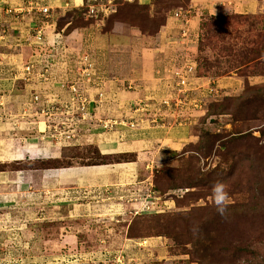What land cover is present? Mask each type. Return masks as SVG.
I'll list each match as a JSON object with an SVG mask.
<instances>
[{
  "label": "rangeland",
  "instance_id": "rangeland-1",
  "mask_svg": "<svg viewBox=\"0 0 264 264\" xmlns=\"http://www.w3.org/2000/svg\"><path fill=\"white\" fill-rule=\"evenodd\" d=\"M27 1L45 22L50 19L44 0ZM89 4L93 0L74 12L80 19L69 29L98 23L111 33L117 21L138 29L130 50L113 53L130 75L138 67L139 47L149 37L158 43L162 29L178 19L179 27L166 37L175 55L156 67L154 88L141 85L144 97L130 106L143 101L139 116L169 128L188 125L195 140L178 149L115 155V164L134 163L133 182L125 185L91 180L79 185L73 178L66 184L47 182L46 172L10 177L1 170L11 164L8 155L1 156L2 148L12 144L8 138L34 137L44 117L31 100V112L27 106L23 111L4 106L13 80L16 87L27 79L19 75L18 62L1 53L0 264H264V14H212L194 0H115L116 12L99 20L86 14ZM43 8L50 12L44 14ZM37 29L30 34L40 53ZM83 53L91 59L90 51ZM179 74L187 78L191 107H183L189 106L185 98L184 105L177 103ZM132 83L127 90L139 91ZM63 150L56 161H27L13 168L62 169L71 161L87 169L112 158L93 144ZM217 182L227 185L230 197L223 216L214 203Z\"/></svg>",
  "mask_w": 264,
  "mask_h": 264
},
{
  "label": "crops",
  "instance_id": "crops-1",
  "mask_svg": "<svg viewBox=\"0 0 264 264\" xmlns=\"http://www.w3.org/2000/svg\"><path fill=\"white\" fill-rule=\"evenodd\" d=\"M86 1H42L45 7L51 9L50 21L45 22L44 15L27 0H0V36L5 39V41L0 42V54L5 55L9 61L16 60L18 62L15 63L16 68L18 71L20 70L19 75L23 78L26 63L39 61L40 53L37 52L39 50L37 47H33L31 29L43 24L45 25L46 40L53 45L51 49L55 62L52 73L57 81L56 85H52L36 80L25 81L20 79L16 84L17 86L14 87V79L11 84L12 95L6 99L5 107L13 111H23V108L27 106L29 111L30 103L28 104V102L30 100L32 102V96L36 91H41L44 96L47 94L67 96L68 93L62 89V85H65L66 82H76L80 77V71L83 67V63L81 64L80 61L84 55V50L90 51L92 55L94 75L103 78L109 96L114 100L117 99L116 103L110 102L105 105L101 116L125 115L130 118L128 109L133 103L132 101L144 97L143 95L148 88H154L156 67L171 60L175 55L166 37L170 32L177 30L179 27L176 28L179 23L178 19L172 18L170 23L162 29L158 37V43H155L149 37L145 44L139 47L138 67L136 69L132 68L136 73L130 75L128 71L123 72V69L119 67L117 60L113 58V53L115 51L130 50L127 48L133 46L138 29L122 21L114 23L111 33L104 31L103 26L98 23H86L69 29L75 23V20L80 19V16L73 15L74 12H80L79 10L85 6ZM194 1L204 5V9L209 10L212 14H264V0ZM144 2H148V0H144ZM199 10L201 11V9ZM9 35L12 36L9 37ZM128 81H134L136 82V88L141 89L142 85L146 90L129 91L126 88ZM232 82L230 79L229 83L232 84ZM151 111L154 112V109H151ZM132 116H136V113H133ZM41 127L43 128L44 124ZM37 132L29 140L8 138L9 141H12L10 147L2 148V151L0 149L1 156L6 157L8 155L6 159L11 163L10 168L3 167L1 170L9 173L10 177H19L27 172H46L45 176L49 177L46 179L47 182L60 181L61 179L66 184L75 179L79 185L87 184L90 180L96 185H107L112 181L121 182L122 185H125V183L133 182L136 173L134 163L115 164V155L142 152L153 148L178 149L192 142L196 137L193 135V128L188 125H177V127L169 128L161 125V123L151 121L150 118L145 123L140 124L137 129L126 126L114 130L96 128L95 121L89 120L81 125V135L78 140L62 145L43 140L42 136L40 137V131ZM122 134L124 135L123 138L120 137ZM92 144L97 146L105 157H112L109 160L107 159V162H110L109 164L105 162L102 165L87 167V169H78L76 166L62 169H57L56 166L48 168H13V164L19 166L27 161H56L61 157L63 149L70 145L88 146ZM3 187L0 186V192L4 189Z\"/></svg>",
  "mask_w": 264,
  "mask_h": 264
},
{
  "label": "built area",
  "instance_id": "built-area-1",
  "mask_svg": "<svg viewBox=\"0 0 264 264\" xmlns=\"http://www.w3.org/2000/svg\"><path fill=\"white\" fill-rule=\"evenodd\" d=\"M99 0H93V4L88 5V10L86 14L89 17L99 19L107 17L109 14L116 12L115 0H105L107 3L98 2ZM114 1V4L112 3ZM129 2L136 0H127ZM42 12L44 14L49 13L48 8H43ZM182 9L180 12H176V16L182 15ZM181 13V14H180ZM36 30V40L38 46L42 49L39 54V61L28 62L24 66V77L27 80H36L43 83H51L56 85V77L52 73L54 67V55L51 47L53 46L45 38L44 26H38ZM81 64L83 67L80 71V77L74 83L68 86L62 85V89L67 92V96L63 97L56 94L44 95L41 91H36L32 96V103L39 104L41 110L42 121L38 124V131L42 134V139L45 141H50L57 145H62L65 143H73L78 140L81 135V125L89 120L95 121L96 128H101L103 130H114L118 127H129L131 129H137L140 124L145 123V119L139 116L142 110L140 101L129 107L128 111L132 116L136 113V116L127 118L123 116H101L102 109L109 102L108 91L105 87V81L102 77L94 75V67L91 63L90 55L84 53ZM191 71V70H190ZM190 71L188 73H190ZM179 82L175 83L177 89V103L180 102L184 105L186 102L189 106L184 105L183 107H191L187 95L189 90H187L188 82L187 78L178 75ZM130 88L133 87L132 81L127 83ZM188 96V97H187ZM185 103L183 104V99ZM199 105H195L198 108ZM144 111H148L146 107ZM150 117L152 116L149 110ZM156 117V115L154 116ZM151 117V118H154ZM14 121L15 117L12 118ZM156 122V120H154ZM177 123H182L177 122ZM44 124L42 128L41 125ZM181 125V124H179ZM121 138L124 137L122 134ZM32 140V139H31ZM32 160V159H31Z\"/></svg>",
  "mask_w": 264,
  "mask_h": 264
},
{
  "label": "clouds",
  "instance_id": "clouds-1",
  "mask_svg": "<svg viewBox=\"0 0 264 264\" xmlns=\"http://www.w3.org/2000/svg\"><path fill=\"white\" fill-rule=\"evenodd\" d=\"M214 203L217 208V212L223 216L227 211V202L230 197L227 191V185L223 182H217L213 186Z\"/></svg>",
  "mask_w": 264,
  "mask_h": 264
},
{
  "label": "trees",
  "instance_id": "trees-1",
  "mask_svg": "<svg viewBox=\"0 0 264 264\" xmlns=\"http://www.w3.org/2000/svg\"><path fill=\"white\" fill-rule=\"evenodd\" d=\"M144 4V3H143ZM146 4H148V3H146ZM100 151V150H99ZM61 161V160H60ZM60 161L58 160L57 161V164L59 163L60 164ZM60 166H62V167H70V166H73V162H71V161H67V162H64V163H62ZM59 166V167H60ZM58 167V166H57Z\"/></svg>",
  "mask_w": 264,
  "mask_h": 264
}]
</instances>
